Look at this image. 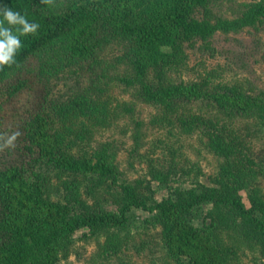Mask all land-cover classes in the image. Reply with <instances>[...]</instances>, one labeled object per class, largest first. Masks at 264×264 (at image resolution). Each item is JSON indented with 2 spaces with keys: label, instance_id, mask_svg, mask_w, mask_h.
<instances>
[{
  "label": "trees",
  "instance_id": "1",
  "mask_svg": "<svg viewBox=\"0 0 264 264\" xmlns=\"http://www.w3.org/2000/svg\"><path fill=\"white\" fill-rule=\"evenodd\" d=\"M55 1L47 5L41 0H0V7L6 5L40 25L35 35L20 37L22 47L15 57L19 67L5 66L0 79L19 75L30 58L59 43L73 57L92 58L96 43L91 40L100 22L106 23L134 43L124 56L131 73L117 77L115 82L133 90L144 102L170 109L171 122L174 119L177 125L200 128L221 161L214 185L197 180L194 186H176L169 196L152 200L141 191L144 180L122 179L117 211L89 210L85 205L86 211L81 212L70 203L50 199L40 174L31 181L18 165L0 166V264H57L61 250L76 231L124 228L134 209L156 214L177 264H232L228 250L212 229L217 218L228 227L233 216L239 219L242 233L264 255V198L252 195L247 205L239 192L253 172V159L244 140L224 122L180 111L177 105L180 100L204 98L225 117L252 119L264 131V93L249 96L237 86L204 90L197 83H176L167 75L177 60L180 41L206 40L218 30L229 32L253 25L264 17V0L252 1L241 16L215 21L209 5L216 0H65L61 6ZM4 27L11 26L5 21ZM95 108L89 99L77 97L62 106L58 115L37 113L25 125L24 147L33 160H44L63 172L117 177L115 154L108 143L92 156L76 155L63 144L66 139L82 142L87 138L90 123L80 121L79 125L78 118L96 115ZM176 171L172 161L167 170L153 165L150 174L153 180L167 184ZM204 204L213 205L204 215L206 231L191 219ZM122 244L118 235H108L100 248V264H133L122 255Z\"/></svg>",
  "mask_w": 264,
  "mask_h": 264
},
{
  "label": "rangeland",
  "instance_id": "2",
  "mask_svg": "<svg viewBox=\"0 0 264 264\" xmlns=\"http://www.w3.org/2000/svg\"><path fill=\"white\" fill-rule=\"evenodd\" d=\"M64 1L55 3L61 6ZM252 1L216 0L209 5L212 19L241 16ZM91 43H96L92 58L73 57L59 43L30 58L19 75L0 79V135L21 133L15 147L0 151V166L18 165L31 181L40 174L49 198L70 203L78 212L86 211L85 205L89 210L117 211L122 179L144 180L141 191L152 200L169 196L173 187L194 186L197 180L214 185L221 158L211 150L207 135L200 128L177 125L173 118L171 122L170 109L144 102L133 90L115 82L117 77L131 73L124 56L134 48L133 41L100 22ZM179 45L177 60L167 71L172 81L197 83L204 90L237 86L246 95H263L264 17L240 30H218L206 40L185 39ZM77 97L96 104L98 113L90 121L81 115L79 125L80 121L90 123L87 138L82 142L66 139L64 147L76 155L92 156L108 143L115 154L117 177L63 172L44 160H33L24 147L25 125L31 117L46 111L58 115L62 106ZM207 101L180 100L177 105L180 111L201 115L212 122H224L244 140L253 159V172L239 192L250 205L252 195L264 198V131L252 119L225 117ZM172 161L177 171L171 174L167 184L152 179L153 165L167 170ZM212 208L211 204L197 208L192 222L206 231L204 215ZM239 222L233 216L227 227L217 218L212 233L228 250L232 264H264L259 246L242 233ZM110 234L120 237L122 255L133 264H177L165 243L156 214L144 209H134L124 228L76 231L61 250L57 264L102 263L100 248Z\"/></svg>",
  "mask_w": 264,
  "mask_h": 264
},
{
  "label": "clouds",
  "instance_id": "3",
  "mask_svg": "<svg viewBox=\"0 0 264 264\" xmlns=\"http://www.w3.org/2000/svg\"><path fill=\"white\" fill-rule=\"evenodd\" d=\"M41 3L52 5L54 0H41ZM0 16L3 17V20H0V70H3L5 66L16 65L19 67L15 57L22 47L20 37L29 34L35 35L40 25L34 22L30 23L24 15L6 5L0 7ZM5 21L11 27H4ZM13 28H15V33ZM20 135L19 131L13 132L11 135H0V141H2L0 151L15 147V141Z\"/></svg>",
  "mask_w": 264,
  "mask_h": 264
}]
</instances>
